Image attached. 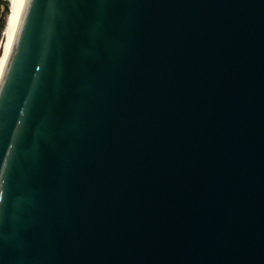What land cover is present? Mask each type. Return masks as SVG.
<instances>
[{"label": "water", "instance_id": "95a60500", "mask_svg": "<svg viewBox=\"0 0 264 264\" xmlns=\"http://www.w3.org/2000/svg\"><path fill=\"white\" fill-rule=\"evenodd\" d=\"M0 264H264V0H13Z\"/></svg>", "mask_w": 264, "mask_h": 264}, {"label": "trees", "instance_id": "16d2710c", "mask_svg": "<svg viewBox=\"0 0 264 264\" xmlns=\"http://www.w3.org/2000/svg\"><path fill=\"white\" fill-rule=\"evenodd\" d=\"M9 13V2L7 0H0V41L5 27L6 19Z\"/></svg>", "mask_w": 264, "mask_h": 264}, {"label": "bare ground", "instance_id": "6f19581e", "mask_svg": "<svg viewBox=\"0 0 264 264\" xmlns=\"http://www.w3.org/2000/svg\"><path fill=\"white\" fill-rule=\"evenodd\" d=\"M8 2H9V13H8V17L6 19L5 27H4L2 36H1L0 53H1V49H2V46H3L4 39H5V35H6V32H7V28H8V23H9V18H10V15H11L13 0H9Z\"/></svg>", "mask_w": 264, "mask_h": 264}, {"label": "rangeland", "instance_id": "374dc122", "mask_svg": "<svg viewBox=\"0 0 264 264\" xmlns=\"http://www.w3.org/2000/svg\"><path fill=\"white\" fill-rule=\"evenodd\" d=\"M7 1H9V0H7Z\"/></svg>", "mask_w": 264, "mask_h": 264}]
</instances>
